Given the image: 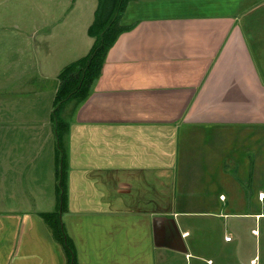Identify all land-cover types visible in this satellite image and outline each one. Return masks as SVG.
<instances>
[{
  "label": "crops",
  "instance_id": "obj_1",
  "mask_svg": "<svg viewBox=\"0 0 264 264\" xmlns=\"http://www.w3.org/2000/svg\"><path fill=\"white\" fill-rule=\"evenodd\" d=\"M73 22L21 69L53 81L46 109L0 84V264H264V0L130 1L59 140L58 75L91 45Z\"/></svg>",
  "mask_w": 264,
  "mask_h": 264
},
{
  "label": "rangeland",
  "instance_id": "obj_2",
  "mask_svg": "<svg viewBox=\"0 0 264 264\" xmlns=\"http://www.w3.org/2000/svg\"><path fill=\"white\" fill-rule=\"evenodd\" d=\"M97 2L98 0H0V84H8L6 89L15 91L22 87L25 81L34 80V89L45 94L40 99L41 109H46L48 101L44 98L52 91L53 86H50V83L53 81H45L40 74L29 78L32 75L21 69L24 65L38 69V63L42 60L33 58L49 49V27L55 21L57 27L63 23L65 25L67 21H72V24L75 21L76 25H79L78 22L82 19L90 26L95 17ZM71 39L66 25L57 27L54 42L61 45L54 44L50 52L57 49V57H62L63 51L58 47L69 46ZM92 45L93 39L89 47ZM19 72L25 73V77L20 78L17 84L6 83L8 76H16ZM63 109L64 107L61 111Z\"/></svg>",
  "mask_w": 264,
  "mask_h": 264
},
{
  "label": "trees",
  "instance_id": "obj_3",
  "mask_svg": "<svg viewBox=\"0 0 264 264\" xmlns=\"http://www.w3.org/2000/svg\"><path fill=\"white\" fill-rule=\"evenodd\" d=\"M134 0H98L97 10L92 24L87 29V35L93 39V45L89 52L63 67L58 75L59 85L53 99L52 120L55 122L56 135L61 140L66 134L67 126L62 121L60 113L62 108L70 101L84 100L91 90V86L98 78L105 56L111 46L114 44L118 36L127 31L128 27L120 25V19L124 13L127 4ZM59 154L61 156L59 168V191L61 193L59 207L56 213L46 214V221L53 223L51 227L54 229L57 236L62 237L61 223L58 212H64L65 208V157L62 158L63 147L60 142Z\"/></svg>",
  "mask_w": 264,
  "mask_h": 264
},
{
  "label": "built area",
  "instance_id": "obj_4",
  "mask_svg": "<svg viewBox=\"0 0 264 264\" xmlns=\"http://www.w3.org/2000/svg\"><path fill=\"white\" fill-rule=\"evenodd\" d=\"M230 240H231L230 237H226V238H225V241H227V242H229Z\"/></svg>",
  "mask_w": 264,
  "mask_h": 264
}]
</instances>
